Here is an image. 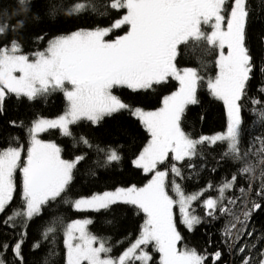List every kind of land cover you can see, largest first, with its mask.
I'll list each match as a JSON object with an SVG mask.
<instances>
[{
  "label": "snow or ice",
  "instance_id": "1",
  "mask_svg": "<svg viewBox=\"0 0 264 264\" xmlns=\"http://www.w3.org/2000/svg\"><path fill=\"white\" fill-rule=\"evenodd\" d=\"M33 0H14L17 12L10 17L0 12V37L8 38L0 42V116L5 113L6 100L15 95L35 100L38 96L52 92H62L67 100L63 114L56 118L38 117L26 128L27 147L23 143L10 144L0 148V215L12 203L17 192V172L19 171L22 209H13L11 214L0 220V226L19 228L11 241H0V264H26L23 252L28 237L29 223L42 216L45 209L58 200L70 204L76 211L109 210L116 204H128L138 208L146 218L137 238L118 256H112V248L105 238L88 231L91 219H76L65 223L62 217L53 216L41 232L42 240H48L62 226L66 248V264H151L149 245H154L160 254V264H225L227 250L245 254L247 243L237 246L246 234L253 236L255 229L249 230V223L255 213L264 210L260 202L250 200L246 190L240 188L245 197L240 214L231 211L238 198L227 199L226 193L236 187L238 175H247L249 181L256 179L259 169L260 183L256 196L264 199V138L256 154L251 150L241 151L243 101L247 97L250 80L258 65L248 44L250 23H255L256 0H106L104 7L118 13L107 26L78 29L47 40L43 49L25 52L19 38H11L17 31L23 32L27 26L26 12ZM261 22H264V0H260ZM62 6L49 8L50 16H55ZM89 9L95 10L91 0H73L68 7V15H79ZM106 13H101L105 15ZM36 19H39L36 17ZM19 25V28H17ZM202 26H209L205 32ZM126 27L123 34L113 37L116 30ZM36 41L43 42L44 35H37ZM201 43L219 50L216 65L218 73L207 79V88L216 99L222 100L227 109L226 131L193 138L182 127L189 106L200 103L197 92L204 77L195 67L178 68L176 58L181 45L186 51L195 52ZM264 44V36L260 37ZM226 49V51H225ZM264 74V64L258 68ZM169 78L178 81L179 87L163 97L162 106L156 110L126 102L115 94L120 87L135 92L148 91L166 83ZM264 95V83L259 86ZM261 122H264V101L251 100ZM121 112L129 113L139 120L150 134L147 145L133 161L137 168L151 179L143 186L117 187L112 191L67 199L73 171L85 155L72 160L62 158V149L53 142L40 139V134L58 129L61 135L75 136L71 126L81 120L99 125L106 117L111 118ZM203 121L204 117H199ZM11 126L23 127V122L11 120ZM13 141H19L13 137ZM77 143L92 148L84 136ZM225 144L222 157L238 164L237 172L218 186V195L203 201L208 217H215L217 211L231 213L233 221L222 232L221 243L213 252L197 251L195 248H178L183 239L176 226L177 208L180 222L189 230L203 222L190 209L207 188L186 194L179 183L171 182L169 194L168 177H182V169L176 162L186 159V167L194 169V158L203 157L202 146L214 147ZM96 151L104 153L105 163L118 162L122 156L117 148L107 150L96 146ZM171 154V161L169 160ZM169 166L160 169V165ZM215 171V169H212ZM252 191L249 184L247 192ZM227 199V203L224 201ZM21 223L17 224L16 221ZM111 223V222H109ZM239 225V227H238ZM264 240V237H261ZM211 244V241H209ZM41 241H34L32 249L37 250ZM256 248V244L251 245ZM11 253L14 261L6 259ZM50 252L43 264H49ZM264 264V250L255 255H242L241 264Z\"/></svg>",
  "mask_w": 264,
  "mask_h": 264
},
{
  "label": "trees",
  "instance_id": "2",
  "mask_svg": "<svg viewBox=\"0 0 264 264\" xmlns=\"http://www.w3.org/2000/svg\"><path fill=\"white\" fill-rule=\"evenodd\" d=\"M231 2V0H230ZM73 0H33L32 6L26 12L27 26L23 32L17 31L11 34V38H19L24 45L25 52H33L37 49H43L48 39L61 34H68L78 29H89L96 26H107L111 18H118V13L107 10L104 5L106 0H91L95 10L89 9L79 15H68V7ZM53 5L62 6L55 16L49 15V8ZM261 5L260 0H256V17L255 23H250L248 29V44L258 68L264 64V44L260 43V37L264 36V22H261ZM0 12H6L10 17H14L17 12L14 0H0ZM101 13H106L101 15ZM38 17L39 19H36ZM203 27L206 26H202ZM19 28V25H17ZM126 27L113 32L112 36L122 34ZM211 30V29H210ZM210 30L208 32H210ZM206 32V31H205ZM37 35H44L43 42L36 41ZM8 38L0 37V42L7 43ZM201 52L197 49L195 52H188L184 45L180 46L179 54L176 58L178 68L195 67L200 70L204 77L198 88V98L200 103L195 106H189L183 119L182 127L185 132L193 138L201 135H212L226 131L227 127V110L224 103L213 97L207 88V79L215 77L218 71L216 60L218 59L219 50L211 45L201 43ZM254 72L253 79L250 80L247 97L243 101V119L241 151L250 149V154H256L260 147V139L264 138V122H261L254 109H259L260 105L251 103L252 99L258 98L264 101V95L259 91V86L264 83V74L259 70ZM178 88V81L173 78L159 86L148 91L135 92L127 87H120L115 90L126 102L138 105L145 110H156L162 106L163 97L170 95ZM67 107V100L62 92L56 91L47 95L38 96L35 100H29L26 97L17 98L15 95L10 96L5 102V113L0 116V148H5L12 144L23 143L27 147L26 128L30 122L38 117H55L63 114ZM204 119L201 121L200 116ZM15 120L18 123L23 122L21 126H11L8 122ZM71 130L75 136L72 138L61 135L60 130L53 129L42 133L41 138L45 140H54L62 149V157L72 160L75 156L84 154L85 160L81 161L73 171V180L69 186L67 199H74L81 196H91L104 191H112L117 187H128L136 185L143 186L150 179V175L145 174L142 169L137 168L133 161L139 152L147 145L150 134L142 126L141 122L133 118L127 112H121L111 118H105L99 125H93L90 121L81 120L78 124L72 125ZM81 136L86 137L92 148H88L77 143ZM13 137H18L19 141H13ZM105 150L117 148L122 156L118 162L110 164L105 163L104 153L96 151V146ZM203 157L194 158L192 163L196 165L194 169L186 167L189 161L176 162L182 169V177H175L169 173L168 188L169 194H175L171 191V182L175 180L183 188L186 194L196 193L207 188L209 183L212 188L204 192L199 200L193 201L191 211L195 215L203 218V222L196 226L194 230L189 231L181 222L177 215L176 226L180 231L183 239L179 245L195 248L197 251L213 252L217 247L225 248L221 243L222 232L229 222L233 221L231 213H222L217 211L215 217H208L203 201L208 197L218 195L217 188L225 180L237 172L238 164L231 159L222 157L225 150V144L218 143L214 147L208 145L202 146ZM169 160L171 161V154ZM169 163V162H167ZM169 164L160 165V169L168 167ZM212 169H215L213 171ZM21 176L17 172V192L14 195L12 203L8 206L5 213L0 215V220L4 216L11 214L13 209H22L23 201L20 194ZM252 185V191L247 192L249 184ZM260 183L259 169L257 177L249 181L247 175H238L237 185L226 193L227 199L238 198L235 205H229L231 211L240 214L244 208L245 197L241 195L240 188L246 190L245 195L250 200H255L264 206V199L256 196ZM198 187H201L199 189ZM250 194L252 196H250ZM227 199L224 203H227ZM50 209H45L42 216L34 218L28 227V237L24 244L23 252L26 264H43L44 257L50 252L54 255L49 257V264H66V248L64 245V234L62 226H57L56 232L48 240H42L41 232L47 222L53 216L63 218L65 223L89 215L92 219L91 230L94 234L107 240L108 246L112 248L111 255H120L129 244L134 241L144 223L145 214L140 212L136 206L128 204H116L109 210L81 212L74 210L70 204L58 200L50 205ZM111 222V223H109ZM17 224L21 223L18 219ZM239 227V225H238ZM255 229L253 236L246 234L238 242L247 243L249 249L245 254L251 252L258 253L263 248L260 242L264 237V210L255 213L249 223V230ZM19 228L13 230L0 226V241H11L17 234ZM41 241V246L37 250L32 249L34 241ZM211 241V244H209ZM256 244V248L251 245ZM148 251L153 256L151 264H160V254L155 251L154 245L148 246ZM236 250L225 251V264H241L242 255ZM6 259L14 261L11 253L6 254ZM255 263V262H254Z\"/></svg>",
  "mask_w": 264,
  "mask_h": 264
},
{
  "label": "rangeland",
  "instance_id": "3",
  "mask_svg": "<svg viewBox=\"0 0 264 264\" xmlns=\"http://www.w3.org/2000/svg\"><path fill=\"white\" fill-rule=\"evenodd\" d=\"M211 28L209 27V26H206V27H203V31H206V32H208L209 30H210ZM211 31V30H210ZM113 34V33H112ZM111 34V35H112ZM123 34V33H122ZM119 35H121V34H119ZM116 36H118V35H116ZM115 37V36H114ZM225 51H226V49H225ZM183 68H185V67H183ZM217 73H218V71H217ZM217 75V74H216ZM178 87H179V84H178ZM178 89V88H177ZM176 89V90H177ZM176 90H174V91H176ZM173 91V92H174ZM116 94V93H115ZM116 95H118V94H116ZM119 96V95H118ZM222 101V100H221ZM223 102V101H222ZM224 103V102H223ZM225 105V104H224ZM225 107H226V105H225ZM227 110V109H226ZM56 117H58V116H55V117H44V118H56ZM42 134V133H41ZM41 134H40V139H42V140H44V141H46V142H53V143H55L56 145H57V143L54 141V140H45V139H43V138H41ZM58 146V145H57ZM63 158V157H62ZM165 164L167 165V164H169V163H167V162H165ZM165 164H163V165H165ZM146 174V173H145ZM147 175H150V179H151V174L149 173V174H147ZM193 203V202H192ZM191 210V209H190ZM173 211H174V213L176 214V219H177V214H179V212H178V209L177 208H174L173 209ZM81 212H89V211H81ZM145 218H146V216H145ZM78 219H91V217L89 216V215H85V216H83V217H81V218H78ZM76 220V219H75ZM92 220V219H91ZM92 224V223H91ZM91 224H89L88 226H87V228H88V231H90V232H92L93 233V231L91 230ZM94 234V233H93ZM185 246H182V245H179V243H178V248H184Z\"/></svg>",
  "mask_w": 264,
  "mask_h": 264
},
{
  "label": "bare ground",
  "instance_id": "4",
  "mask_svg": "<svg viewBox=\"0 0 264 264\" xmlns=\"http://www.w3.org/2000/svg\"><path fill=\"white\" fill-rule=\"evenodd\" d=\"M198 188L201 189V187H198ZM250 196H252V195L250 194ZM248 199H249V198H248ZM192 212H193V211H192ZM193 213H194V212H193ZM177 215H178V217H179V214H177ZM179 218H180V217H179ZM197 226H198V225H197ZM195 227H196V226H195ZM179 232H180V231H179ZM251 237H252V236H251ZM260 242L263 243V248H262L261 250L259 249L258 251H262V250H264V240L261 239ZM254 264H255V263H254Z\"/></svg>",
  "mask_w": 264,
  "mask_h": 264
}]
</instances>
